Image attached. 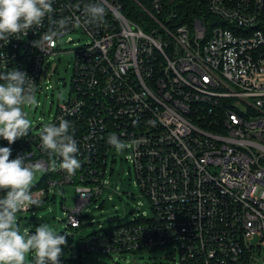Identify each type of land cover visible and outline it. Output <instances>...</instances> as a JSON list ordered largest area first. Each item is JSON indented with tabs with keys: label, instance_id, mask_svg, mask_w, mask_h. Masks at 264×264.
Instances as JSON below:
<instances>
[{
	"label": "built area",
	"instance_id": "1",
	"mask_svg": "<svg viewBox=\"0 0 264 264\" xmlns=\"http://www.w3.org/2000/svg\"><path fill=\"white\" fill-rule=\"evenodd\" d=\"M127 1L53 0L41 26L0 40V72L24 71L37 92L44 64L62 51L55 42L74 43L79 29L90 37L72 49L71 99L46 122L72 124L81 167L43 179L52 172L49 187L76 184L68 223L79 226L82 207L110 184L106 161L117 153L107 138L115 133L129 145L121 154L153 214L102 227L83 250L173 246L178 264H264V0ZM90 3L105 8L100 23H84ZM61 19L58 37L35 47ZM43 124L11 145L0 138V146L11 148L10 159L25 155L46 168L59 158L40 148ZM45 191L31 189L39 204Z\"/></svg>",
	"mask_w": 264,
	"mask_h": 264
},
{
	"label": "clouds",
	"instance_id": "2",
	"mask_svg": "<svg viewBox=\"0 0 264 264\" xmlns=\"http://www.w3.org/2000/svg\"><path fill=\"white\" fill-rule=\"evenodd\" d=\"M53 12V0H0V40L7 41L34 26H41L46 15ZM84 23H100L105 16V8L100 3L86 4L83 8ZM67 21L57 22L58 28H49L35 47L43 48L60 34ZM44 49V48H43ZM35 83L24 71L13 68L0 72V138L11 145L25 137L32 129L29 113L25 108L37 105ZM72 124L64 118L58 122L42 125L39 131L41 150L55 154L47 167L26 162V157L17 155L10 159L11 148L0 146V264H26V256L33 253L32 264H60L62 246L67 244L66 234L55 231L42 223L32 232L21 231L17 213L26 210L39 201L31 192L37 172L63 171L74 175L81 167L77 158V142L70 133ZM107 143L116 153H122L129 145L112 133Z\"/></svg>",
	"mask_w": 264,
	"mask_h": 264
},
{
	"label": "rangeland",
	"instance_id": "3",
	"mask_svg": "<svg viewBox=\"0 0 264 264\" xmlns=\"http://www.w3.org/2000/svg\"><path fill=\"white\" fill-rule=\"evenodd\" d=\"M73 42H68L67 37L55 42V46L62 51L53 55L48 62L50 67L46 75H43V89L36 92L37 105L25 108L29 113L28 118L32 122V129H36L39 123H46L57 113L58 106L73 94L72 81L74 76V53L72 49L77 45L89 43L90 37L81 29L70 34ZM45 85L49 87L46 88ZM242 110L243 107H240ZM105 181L106 186L102 195L87 205L83 224L75 229L69 226V211L77 204L76 184L60 186L45 185L49 189L46 199L38 204L35 209L25 213H17L21 231L25 228L34 232L39 224L46 223L61 234H66L67 244L62 246L60 264H178L179 255L174 256V247L165 246L157 249L140 250L136 252L111 253L94 251L82 252L79 245V237L93 233L102 227L109 228L118 224L132 221L139 214H153L149 198L143 194L137 185L134 167L130 160H126V154H109L107 158ZM44 172H37L32 187H38ZM121 187L122 194L114 192V188ZM132 193V194H130ZM111 194V195H110ZM112 196V198H110ZM33 253L26 256V264H32ZM264 257V249L261 254ZM175 257L176 261L173 260Z\"/></svg>",
	"mask_w": 264,
	"mask_h": 264
},
{
	"label": "trees",
	"instance_id": "4",
	"mask_svg": "<svg viewBox=\"0 0 264 264\" xmlns=\"http://www.w3.org/2000/svg\"><path fill=\"white\" fill-rule=\"evenodd\" d=\"M136 1H138V0H129V1H127V5L129 4V5H131V6H137V4L135 3ZM139 1H141L142 3L145 1V3H146V0H139ZM186 5H188V2L187 3H185ZM137 16H134V18H136ZM70 99H71V95H70ZM69 100V99H68ZM67 100V101H68ZM107 162V161H106ZM52 176H54V174L52 173V172H49L48 174H47V176L43 179V181H41V183H39V186H45L46 184H47V179L48 178H50V177H52ZM83 217L82 218H85V217H87L85 214H83L82 215ZM137 219H139V220H144V221H146V220H148V218H137ZM80 228V227H79ZM75 229H78V228H75ZM101 230H102V228L101 229H99V230H97V231H95V232H93V233H90V234H88V235H85V236H81V237H79L80 239H79V245H80V250L82 251V248H81V245L83 244V242L86 240H91V238H93L94 236H97L98 234H100V232H101ZM90 242V241H89ZM86 253H92V252H94V251H92V252H89V251H85ZM107 254H109V253H107Z\"/></svg>",
	"mask_w": 264,
	"mask_h": 264
},
{
	"label": "bare ground",
	"instance_id": "5",
	"mask_svg": "<svg viewBox=\"0 0 264 264\" xmlns=\"http://www.w3.org/2000/svg\"><path fill=\"white\" fill-rule=\"evenodd\" d=\"M147 3V2H146ZM145 3V1L143 2V4H146ZM44 66H45V68L46 69H48L50 66L47 64V63H45L44 64ZM159 74V73H158ZM42 181H43V179H42ZM46 185H49L48 184V182H47V184ZM32 189H35V190H39V189H45L46 191H45V193L48 191L46 188H45V186H38V187H32ZM62 190H64V187L62 188ZM103 193V192H102ZM102 195V194H101ZM100 197V196H99ZM99 197H94V198H92L88 203H86L83 207H82V209H81V211H80V225L79 226H76V227H74V226H71V225H69L70 227H73V228H79V227H81V225L83 224V214H85V208L87 207V205L88 204H90L93 200H97ZM76 206H77V204H76ZM76 206L74 207V208H76ZM35 208H37L36 206H34L32 209H35ZM31 209V210H32ZM73 210V209H72ZM70 212V211H69ZM81 248H82V245H81ZM82 252H85V250H83V248H82Z\"/></svg>",
	"mask_w": 264,
	"mask_h": 264
}]
</instances>
